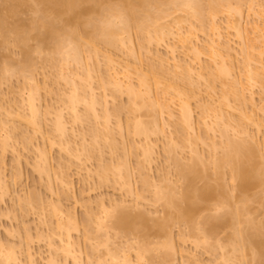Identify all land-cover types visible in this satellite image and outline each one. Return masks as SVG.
I'll return each mask as SVG.
<instances>
[{
  "label": "rangeland",
  "instance_id": "rangeland-1",
  "mask_svg": "<svg viewBox=\"0 0 264 264\" xmlns=\"http://www.w3.org/2000/svg\"><path fill=\"white\" fill-rule=\"evenodd\" d=\"M17 1L18 0H0V22L2 21L0 23V30H1L0 31V37H2V40H0V60H10V59H13V57H14L16 61H21V62L26 63V64H28L30 62L31 66H32V74H31V76H33L34 79L32 77H30V76H21V77L16 78L14 81H0V122H1V124H0V140H1L2 137L4 138V139L3 138L2 139L5 140V138L7 137L6 136V132H7V134H10V132L12 134V136L10 134L11 138L8 135L9 138L6 141H4L5 144H6V146L4 145L5 149L3 148L4 151L2 149H0V183H1L0 184V257H1V252L4 253L6 250L8 251L9 247H11V248H13V251H12V249L9 248V252L12 251L11 254L12 255L14 254L13 256H15V257L12 259L13 261H10V264H50L48 261H50L51 259L53 261V259H54L53 257H55V259L53 261L54 264H88V260H90L92 264H95L94 261H96L97 259H98L97 264H99V263L101 264V262H102L101 260H103V262L105 261L104 264H117V263L120 262L119 261L120 259L119 260L116 259L115 260L116 263H115V261H114V263H113V261L109 262V260H108V257H109L108 254L109 253H108V251L110 250L111 252L112 251L115 252L113 250V249H115V250H117L116 252H119V253H121L122 250H123V252H126L127 251L126 248L128 249V246H129V248H131L133 250L132 251L130 249V251H129V249H128V251H129L128 253L129 254L126 252L128 255H130L129 258L131 260H130L129 264H138V262L135 261L136 258L134 257L135 256V252L134 251L136 249L135 246L138 247L137 245H139V246L142 247L143 246L142 243H145V244H147V245L144 244L145 248H147L149 246L153 247V245H158V244H160V242H163L165 240V237H166V239H168V240H170V238H171V242H172V247L173 248H171V251L169 249V251H167V252H166L167 249L165 250V249L162 248L159 251L158 250L159 248H157L156 252H155V250L152 247H150L151 250H150L149 254L151 256L149 255L148 257L150 259H152V261L154 260V262H155L158 258H160L162 256H166V254H167V257H169V258H167L168 260L165 258V262H164L165 264H224V260L226 259V256L230 255V252H231V251L229 252V250H228L229 246L226 245V244H227V241L229 243L230 236L232 237V234H233L232 227L228 226V224H227V226H226V224H225V226L224 225L223 226L222 225H220V226L216 225L218 228L216 226H214L215 229L216 228L217 229L216 230L213 229L214 233L211 235L212 239L209 236H207L206 238H204V240L206 239L205 242L203 241V237L201 236V235L204 236L205 234H202L201 232H197V229L195 227V226L199 227L201 225L202 221L203 220L205 221V219H207V221H210V219L213 218V220L215 221L214 217L217 216V215H221V216L223 215L225 217H228V214H225L226 213L225 209H227L228 206L224 202H221L222 206L225 208V209L223 208L224 211H223V209L221 207H219V206H221L220 202L217 201V199H215V198L214 199L216 200L217 203L215 202V200H211L213 198H211L208 201L206 200L207 202H201V200L200 201L196 200L195 203L193 202L194 204L190 203L191 207L187 203H185V205H183L184 202H182V201L179 202V206H182L181 208H183L186 205H189L188 207H190L193 210V211H191V209H190V211H191L189 213L190 222L189 221L185 222V223H183L184 224L183 225L181 222H177V221L174 222L175 219H173V216L177 215V211H174V208H172V207L170 208L168 206H167L168 208H164L166 206H163L164 204L162 205V203H163L162 200L161 201L159 200V202H156L155 199L153 200V198L150 197V195H152L151 192H153V190H154V187H152V186L154 184L157 185L159 183L158 181H159V179H161L160 175H163L164 172H166V173L168 172L167 174L165 173L166 174L165 178L167 177L166 180L171 182L172 185L175 184L174 187H176V189L174 188V190H178V189L181 190V188L183 186V183L181 182L182 180L180 181V179L175 174H173L174 170L172 168V163L170 161V159L173 156L172 153H170L171 154L170 155V154H167V152L165 151V148H166L165 144L168 143V141H169V144H170V139H172V138L174 139V137L172 136V133H169V132H172V130H171L172 126H170V124H171V122H173V124H174V121H177V123H178L177 115L179 114V112H178V109H177L178 106L176 105V101H175L174 104L177 107L174 106V104L172 102L171 103L173 105L170 104L169 106H170V108L172 107L171 108L172 116L174 115L173 120L174 119H177V120L173 121L171 117H168V116L171 115L169 113V109L168 108H167V110H163L162 112H160L158 114L156 113V117H155L156 119L155 120H156L157 129H160V127H162V129H163V126H162L163 123L165 125L164 129L163 130L161 129L158 132V133H161V134H157L156 135V133L152 134V133L149 132L150 135L149 136L147 135L146 137L145 136H139V137L130 136V135H127L125 133L126 131H124V128L121 129V131H120L122 133L121 134L119 132V129L115 126V124H113L115 122H112V121H115V119L113 120L111 118L110 119L111 122L110 121H109L110 123L108 122V124H110V125L109 126L107 125L108 126L107 129H111V127L113 128V126H115L113 128V132H116L115 133L116 137H117V135H119L117 138L115 137V135L113 136L116 139V140L114 139L115 143L118 144L117 147L120 148V146H123V144L125 143V147L123 146L121 148H123V149L126 148L127 151L125 149L124 150L126 152H128L126 154L127 155V157H126L127 158V165H128L127 166L128 167L127 170L129 171L128 173L130 174V175L128 174L130 176V179L128 178L130 180V185L129 184L128 185H129V187L131 186L130 190H132L133 192L136 191L137 193H139V192H141V188H142L141 187V182H140L141 178H138V176H137V175H139L141 177L142 175L139 174L138 170L136 169L137 167H135L138 164V160H139V162H141V160L143 159V157H142L143 155L141 154V150H142L141 146H142L143 149H144V147H148L147 148L148 150L151 149V151H150L151 152L150 153V157L151 158H149L150 161H149V163L147 162L148 164H146V163L143 164V170L141 172V174L144 175V177L147 179V181H149L148 183L151 184V185H149L151 187L148 188V189L145 188L144 189L145 191L142 190L143 191L141 193L142 197L140 196V198L137 199L138 197L136 198L134 196L136 194V192L132 193V194H131V191H129L130 193L126 192L125 190L126 189L128 190V187L126 186L125 188H123L122 186H120V182L119 183L115 182V184H114L113 181H112V183H110L111 181L109 180L108 183L100 184L99 178H98V175H97V170H98V167H99V163H101L102 160L103 161L107 160V162H108V159L109 160L111 159V161H112L113 158L114 157L116 158L117 157L116 155H118V153L121 152V151H119V148H118V151H117L118 153H116V154L115 153H111V155L109 154V150H105L107 148L102 149L99 152L100 155L97 154L98 158L97 157L96 158L93 157V158H91V160H89L90 158L89 159H87V158L83 159V157H84L83 155H81L79 157V154L81 153V150H79L80 147H81L80 143L82 142L81 143L82 145L85 144L86 146H90V144H91L90 143V139L91 138H88L87 137L88 135L85 136L86 135L85 134L84 135L85 137L82 136L84 138H82V140L80 139V136H81L80 132L83 133L82 131H84V133H85L87 125L85 124V125L82 126V123H79V125H78V123L77 124L73 123L74 125L71 124L72 116H71V119H70L69 116L72 113L71 112H67L66 108H62L64 106H62V103H60V102H62L60 97H62V94H63L62 91L65 92V90L67 89V86L64 85L65 82L62 85L63 80H61V83H59L60 80H59L58 83L55 80L53 81V75H54V72H55L54 71L55 67H53L51 65V61H49L47 58L42 57L41 54L39 53V51H37L35 54H33L32 50L35 47L34 44L29 45L27 48L22 47L20 49L19 53L11 52V51H3L2 50V46L1 45H3L4 41H12V40H15L16 38H20V37H21L20 39H23V38H25L26 34H28V33H32L33 36L31 35V37H30L32 40H34L36 42H38L40 40L39 41L40 43L42 42V44H44L45 47H48V40L50 38H48L49 36H46V33H48V31L45 32V29L46 30H48V29L47 28H45V29L43 28L42 29L40 25H36L35 31L37 32V34H36L35 31L33 32V20H32V16H31V13H32V11L35 8L33 0H28V1L27 0H19V2L21 1L20 4ZM48 1H49V3H46ZM82 1H81V3H77V4L74 3V5H72V7H71L72 9L70 8V10H69L70 13H68L69 11H67L68 14L67 13L63 14L62 13L61 16L64 19V23L66 22L65 19H67V22H71V24L68 23V24H70L68 26H77V25L81 24L79 26L81 27V30L83 31L82 17L90 15L92 13L99 12V7H101V5L100 4L97 5L98 2L97 3H89L88 0L87 1L85 0L86 2L85 1L82 2ZM248 1H250V0H244V3L240 4V6L242 7V9H239V11L241 10L240 14H237L238 12L236 14H233L234 13L233 11H232L233 13L232 12L230 13L229 11L227 12L225 9L222 8L220 13L218 12V14H215L213 21L211 19V21H212L211 23L215 27L214 28L211 25V28H212L211 31L205 28L208 31L205 30L206 31L205 32L204 30H202L204 32H200L199 29L195 31V29L191 28V32H194V34L192 33L194 36L191 35V39H190V36H189L188 40L190 39V41H187V39L185 40V38L183 36H185L184 32H186L185 30H186L187 26L192 24L193 20L190 21V22H185L184 19H185L186 15H185V12L181 11V9H179V11L178 10L175 11L176 10L175 9L174 10L175 12L171 11L172 13L170 12V14H171L170 16H167V17L165 16L166 18L164 17V19H162L161 21H158L159 22L158 24L160 25V22H161V25L163 26V27L159 26L160 29H161V32H162L163 29L165 31V33H164V31L161 33L163 35H160L161 37H163L162 40L158 41L157 43H152L151 45H149V47H148L149 49L146 47L148 49L147 52H151V54H152V55H150V53L148 54V55L152 56L151 58H153L154 56L157 57L158 55H161L160 57L159 56L157 57L158 58V62L156 61V59H157L156 58L154 60V62L152 63L153 60L151 61L150 57L149 58L145 57L146 60L143 61V57L142 56H144L145 53L142 52V50L144 51L145 47L141 50V49H139V47L135 46V45H138L137 43L139 42L138 41L139 39L137 40L138 37H136L137 34H136L135 31L132 32V36L133 37L131 36V38L133 40H131L132 42L130 44H129V42L127 43V41L124 39V41H126V42L124 44H122V46H120L121 48L119 47L122 50H120L117 47L116 48L118 50L116 48H111V50L109 49L110 47L106 48L107 52L109 53L108 56L111 57V59H109L111 61L108 60L110 62V64H107L108 67L110 66L109 69L111 71L108 69L109 70L108 72H110V73L111 72H113V73L116 72V69L120 68V67L121 68L119 69V72L124 71L126 69V68H124V65H126V64H124L125 62L126 63L128 62V64H130L131 67L132 66L133 67L134 66H137V67L141 66L140 69L143 71V70L146 69L145 65H146V67L148 66L147 64H153L154 65L155 61H156V66H157V63L160 62L159 59L160 60L162 59L161 61H164V63H166L165 68L167 67V64L169 63L168 65H169L170 68H168V69H171V70H173L172 66H174L172 64H174V63L178 64L179 65L178 67H176V68L174 67L175 68L174 71H175V73H178V75L179 74L181 75L183 73L182 67L184 65H186V67L188 68V71H189L188 72L189 79H191V76H193L192 77L193 83H195V86L198 85L197 86L198 89H196L197 87L194 88V89H196V91L200 90V92L198 93V96H197V92H194L193 93L194 97L192 98V95H191L190 98H189L190 100L187 102L188 106H189V109H191L190 110L191 111V113H190V117H191L190 118V122L192 120V122H191L192 124H190V126L192 125L191 126L192 128L189 126L191 130L187 129L186 131L189 132V134H188L189 136L192 135V137L191 136L190 137L193 138L195 140L196 144H197V145H195V146L198 147V148L196 147V149L198 151V153H197L198 155H196L197 159H198L199 155H201V156L203 155V157H201V158H205V156H206L205 153H207L206 150L209 151V149H208L209 145H206V146H208V147H206L203 144L204 142L202 141L204 131H205V135H207V137L210 140L212 139L214 142L215 141L217 142L220 139V138H218L219 134H217V131H216L217 129L213 125V120L214 119L212 120L211 119L212 117H210L211 115H209L210 113H207V115H209V116L205 117L206 120H205V118H202V120L199 119L200 122L197 120L199 118V112H201V110L198 111V108H200L201 105L204 104L203 102H205V103L208 102L210 105H213L210 102L217 103L215 101L216 97H217V100H219V97H220V95L219 96L217 95V92L219 93L220 89L219 90L216 89L218 87L220 88L219 82H217V83L215 82L216 86H214V89H215V91L213 90L214 92L211 91L212 89L208 90L207 87H206V89L208 90V92H207L205 90V87L203 88V86L205 85L204 81L201 78H199V76L197 78V75H195L197 73L196 69L199 66H202L203 64L211 61L210 59L212 58L211 55H210V59H209V57L207 55L208 52L206 53V56L204 54L202 55V53L206 52V51H204V49H207L204 45L209 44L210 42L213 43L214 40H215L214 43H216L218 38H221V40H223V41H224V39L227 40V42L226 41L223 42V41H221L219 39V41L217 42L218 44H221L222 46L224 45L225 47H227V45H228V48H225V49L222 46H220V45H219L220 47L219 46L216 47L217 43L214 44L215 48H217V49H221L222 48L220 51H221V54L222 53L223 54L222 55L220 54L219 55L220 57L224 55L223 56V59H224V57H225L224 53L228 52L229 53L228 56H229V58H231L230 61H228V62L230 63L232 61L231 64L233 66L231 65V67H233V70H231V68H230V70L232 72L229 73V75H228L229 77L228 78L226 76V78L224 79V82L225 83H229V82L236 81L237 84H238V82H240V86H244V89L241 87L242 91L244 90L243 91L244 95H242V96L244 98L247 97L245 99L250 98L251 105L249 103L244 104L245 106L243 108H246L247 111L245 109H243V112L245 114H249V113L252 112V111L250 112V109H251L253 111H256V112L251 113L252 115L257 113V114H255V116H257L256 118H253V116L251 117V114L248 115V117L252 118L250 120H254V122H252V123H255L258 120L257 118L261 119L262 116H264V112H262L261 110H260L261 112H259V110L257 108L258 105L261 102L264 103V84H262V86H261V85H258V83L257 84L254 83V85H253V84H251V83H253V81L251 82L250 80L248 81V82H250L248 84V82L244 81L246 79H243L241 77L238 78L240 76V74H242L241 72H243V71L240 70L241 69L239 67L240 66V62H238V61H240V59H241L240 57L241 56L239 55L240 53H237V52H239L238 49L240 48V44H242V42L240 41L241 43L239 44V40H237V38H235V36L233 35V33H234L232 31L233 29H231L232 32L230 31V28H229V30L225 29L228 24L230 26V24L234 23L235 25H239L237 27L239 29H243L242 31H244V32L247 31L248 32V33L246 32L247 34L244 33L245 36L246 35H248V36L252 35L250 30H249L251 28V26L249 28L247 26L250 25L251 22H254V23L257 22L258 25H259L260 24L259 22H262V21H259V20L260 19L264 20V11H262V13H259V12L256 11L257 10L256 7H258V8H260L259 6L264 7V4H261V3H264V0H253V1L257 2V3L259 1H261V3L259 2L258 6L256 5V7H255L256 9L253 8L255 5L254 6L252 5L253 7L251 6V8H250L251 9V11H250L251 13L249 12V10H247L248 8H246V6H248V5H246L248 3ZM14 2H15V4H14ZM51 2H52V0H51ZM51 2H50V0H43V4H45V5L42 4L43 5L42 7L43 8L47 7L46 10L44 9L45 11H49L48 8L50 9V8H55V7L57 8L58 7L57 5H54L53 3L51 4ZM250 2H252V1H250ZM12 4H14L13 6H15V7H13ZM18 4H19V6H18ZM16 5L18 7H16ZM23 6H25V7H23ZM30 8H31V10H30ZM252 8L254 10H252ZM86 9H88V10H86ZM133 9H134V7H133ZM223 10H225V12H223ZM253 11L255 13L252 14ZM258 11H259V9H258ZM51 12H52V10H51ZM226 12L230 13V14H227ZM56 14L59 15L60 13H56ZM231 14H232V16L229 17V15H231ZM66 15L67 16L69 15V16L67 17ZM167 15H169V13ZM78 16H79V18H78ZM71 17H73V18L71 19ZM227 18L229 19V21H227L228 20ZM231 20L234 21V22L231 23ZM67 22L65 23L66 25H67ZM188 23H190V24H188ZM193 23H194L193 26H195L194 28H196V27L198 28L197 24H195L196 21H194ZM175 24H180V26L175 25ZM234 24H232V25H234ZM253 24H251V25H253ZM256 24H254V25H256ZM169 25H170V27H169ZM18 26L19 27L21 26V27L19 28ZM165 26H166V30H165ZM172 26L174 28L176 27L175 29H177V27H179L178 29H180L181 32L179 33L180 34L179 35L178 34L179 30L177 29L178 30V31H176L177 35H179V36L183 35L182 37L184 38V41L189 42V43H186V42L183 41L187 45H182V44L180 45L181 41L179 42V40H177L178 36H176L177 37L176 40L179 43V44L176 43V44H178L177 46H179V47L176 48V45H175V42H174L176 40H173V37L175 39V34L176 33H175V30H174V28ZM7 27H9V28H7ZM11 27H13V28H11ZM14 27H16V28H14ZM17 27H18V29H21V30H18ZM170 28L171 29L173 28V29L170 30ZM7 29H9V30H7ZM10 29H12L13 32ZM3 31H5V32H3ZM14 31L15 32L17 31V34L14 35V33H15ZM49 31H50V29H49ZM167 31H168V33H167ZM225 31H226V33H225ZM24 32L26 33L25 35H24ZM182 32L184 34H181ZM227 32H229V33H227ZM43 33H44V36H43ZM216 33H217L218 38L215 35ZM249 33H250V35H249ZM2 34H4V35H2ZM84 34L87 37L89 35V33H87V32H85ZM244 34H243V36H244ZM34 35H35V37H34ZM227 35H228V37H227ZM45 36L47 37V39H46ZM122 36H121L122 38L127 37V35H122ZM225 36L227 37V39H226ZM252 37H253V35H252ZM228 38H229V40H228ZM262 39H264V38H262ZM260 42H264V41H260ZM226 43H227V45H226ZM132 45H134V46H132ZM168 45H170L171 48ZM173 45H175L177 53H176L175 50L172 49ZM195 45H197L198 47L196 48ZM130 46H132V48L136 49V52L138 51L137 49H139L140 54H142V55L138 54V52H137V55H134V58H135V56L138 57V55H140L141 57L140 56L139 57H140V59L142 58V60L137 61V60L131 59L132 57L129 58V59L127 58L128 57L127 53L129 54V52L127 51L126 48L131 49ZM182 46L183 47L184 46H188V50L191 49V47L192 48L195 47L196 49H199L200 53L198 54L197 59L198 58H200V59L198 60V62H196L197 59H195V61L193 62V59H192V55H193L192 51H193V49H191L192 51L190 50L191 52L186 50V49L185 50L184 49L181 50ZM203 46L205 47L204 49H203ZM98 47H101L100 49H102V50H99V48H98V50H99L98 51L99 52L98 57L101 58V57H103V56H101L102 52H105L106 50H105V48H103V46H98ZM207 47H209V45ZM229 47H230V49L232 47L233 50L232 49H231L232 51L229 50ZM108 49H109V51H108ZM169 49L172 52L174 51L175 53L174 52L172 53L171 51H169ZM26 50H27V52H26ZM146 50H145V52H146ZM182 51H183V54L186 53L185 54L186 56L183 55V58H182V53H181ZM224 51H226V52H224ZM234 51H236L235 52L236 55L234 54ZM136 52L133 53V54H136ZM250 52H253V51L251 50ZM133 54H132V56H133ZM154 54H156V55H154ZM166 54H170L173 57L171 56V58H170V55H166ZM254 54H256V53L255 52L251 53V55H254ZM148 55L146 54L145 56L148 57ZM163 56H165L164 58H166L167 61L164 60V58H162ZM176 56H178V57H176ZM228 56H227V60H228ZM139 57H138V59H139ZM99 58H97V60L99 62V66L100 67L96 66V67H98L97 74H96V72L94 74L96 79H98V77H100V76H98V74H100V75H102L101 73L104 74V72L106 71V68H107V66H106V68L103 70V67L106 65L105 60L102 61V59H104V57L102 59H99ZM126 58L128 59V61L126 60ZM213 58H216V57H213ZM252 58L253 59L251 61H253V62L252 63L249 62V65L251 63L252 65H256V67H257L256 69L262 68L261 65L264 64V63H261L260 64L261 67H260L259 64H258L259 60H258V62H255V61H257L256 57H252ZM236 59H237L236 63L238 62L237 67H239L240 69L237 68L236 65H235L236 64L235 63ZM259 59H261V57H259ZM174 60H175V62H174ZM200 60H202V61H200ZM261 60H264V57H262ZM145 61H148L150 63L147 62L145 64ZM170 61H172V62H170ZM215 61H217V59ZM89 62H86L88 66L90 65ZM98 62L96 61L94 63H98ZM132 62H134V63L132 64ZM140 62H141V64H140ZM192 62H193V64H192ZM200 62H201V64L199 65ZM203 62H205V63H203ZM211 62H209V63H211ZM136 63H138L140 65L138 66V64H136ZM185 63H187V64H185ZM163 64H162V66H163ZM130 65H129V67H130ZM197 65H199V66L197 67ZM205 65H209V64L207 63ZM212 65H213V62H212ZM77 66H75V67L73 66V68H72V70L70 72H72L74 70L73 71L74 73L78 72L77 74H80V72L82 71V68H79ZM189 66H190V68H189ZM210 67H212V66L210 65ZM252 68H253V66H252ZM63 69H64V72L65 71L69 72L68 70H70V69H68V67H64ZM79 69H81V70H79ZM131 69H128V67H127V70L131 71ZM189 69H192L191 70L192 72ZM193 70H195V71L193 72ZM249 70H251V69L249 68ZM197 71H198V69H197ZM262 71H264V69H261V72ZM67 72H65L64 75L67 76ZM113 73H111V74H113ZM51 74H52V76H51ZM69 74H68V76H69ZM262 74H264V73H262ZM94 76L92 78L95 79ZM233 76H235V78ZM26 77H28L29 79L32 78V80L30 81L27 78L29 80L27 82ZM194 77L197 80L193 79ZM261 77H264V76H261ZM130 78L132 79V81H131L132 84L135 85V83H136V80H135L136 79V75L134 73L130 74ZM94 79H93V82L91 80V82H92L91 85L94 84V86L92 85L94 87L93 88L94 90L92 92H94V94L96 93V96H98L100 94L98 96L100 98H101L102 94L104 95V98L102 96V99H104V101H106L105 104L108 105V107L106 106L107 108L111 109V107L113 108L114 105H115V108L116 107L123 108V106L126 105L127 98H125L126 97L125 95H123V94L120 95L118 97V99L117 98H115V99L113 98L114 100L111 99L109 97L111 95H109V92L107 90H106L107 91L106 93H105V90H103L104 92L101 93L102 89L99 90V87L96 88V83L97 82L96 83H94V82L97 81V80L96 79L94 80ZM234 79H238L239 81L238 80H234ZM34 80L36 81L35 83L33 82ZM24 81H26V82H24ZM29 82H32V84L29 83ZM133 82H135V83H133ZM262 83H264V79H262ZM35 84L36 85L38 84L39 85L38 88L39 87L40 88H39V90L37 92L38 94L36 93L37 96H35L36 98H38L37 99L38 103L35 102L36 101V99H35V101H33L34 102L33 105L38 104V107L40 109V111H39V109L37 107V109L39 111L38 113L40 114L39 115L40 116L39 120L41 121L40 122V126L42 127V129L39 127L38 129L40 131L39 130L36 131L37 128H36V126H34L33 128L35 130L33 131L34 132L33 133L32 132V130H33L32 126H30L31 128L29 126H28L29 128L26 127L25 122L21 119V115L26 114V113H24V110L26 111V108H24V107H26L24 102L26 100L25 97L27 96L26 95L27 93L25 91H27V88L29 86H31V85L33 86ZM246 85H248V86L250 85L252 88L250 86H249L250 88L249 87L245 88ZM22 86H24L23 88H25V90L22 89ZM199 87H200V89H199ZM95 88L97 89V91H96ZM239 89H240V87H239ZM250 89H251L252 92L250 91ZM98 90L100 91V93H99ZM245 90H246V92H245ZM20 91H22L21 95H20ZM153 92H154V90H152V95H153ZM205 92H207V93H205ZM208 93H209V96H208ZM251 94H252V96H248V95H251ZM105 95H109V96L105 97ZM259 95L261 96V97H259L261 100L258 98ZM199 96H200L201 99L199 98ZM207 96L210 97V98H208L209 101L207 99ZM211 98H212V100H211ZM204 99H205V101H204ZM21 100L22 101L24 100V101L22 102ZM202 100H203V102H201ZM258 100H260L261 102L259 101V103H257ZM252 101H253V103H252ZM232 102H234V101H232ZM239 102H240V100H239ZM246 102H249V99ZM229 103H227V105L225 107H223V111L226 114H232L233 115L232 118H229V119H232V120H229L228 123L229 124L231 123L230 125H235L234 116H236L238 114V109H236V111H237V114H236L235 108L238 106V104H236V101H235L236 105L235 104H231V103L229 104ZM19 104H22L21 105L22 108H20V106L18 107ZM60 104H61L62 107L60 106ZM199 104H201V105H199ZM247 104H249V106ZM228 105H230V107H229L230 109L229 110H227ZM233 105H235L236 107H234ZM36 106H34V107H36ZM198 106H200V107H198ZM231 106H233V107H231ZM239 106H240V104H239ZM82 107H83V105L79 104L77 106V108H76V113L78 112V114H80L81 111L83 110ZM253 107H254V109H253ZM60 108H61V112H60ZM248 108H250V109L248 110ZM46 109L49 110V113H48V111ZM78 110H81V111H78ZM98 110L99 109L97 107L96 108V113L99 112ZM56 111H59V112H57L59 114L61 113L60 114L61 115L60 116L61 117L60 122H61V124L64 123L61 126L63 128L62 132L63 131L64 132L61 133V135H59L60 133L59 134L57 133L58 136H61L60 138L57 137L56 133L55 134L53 133L54 131H52V126H53L52 123L55 120L54 116L56 115V113L54 115V112H56ZM42 112H45L46 114L48 113V115L46 116L45 113H44V115H42ZM177 112H178V114H177ZM259 113H261V114H259ZM16 114H19L20 117H17L18 115H16ZM123 114L125 115V113L123 112L121 114V116H120L121 117V122H122V119L125 118ZM135 115H137V117H138L139 114L135 113ZM145 115L146 114H144V113L142 115H140V117H142L141 119L145 120V118L148 119L150 117V115L149 116L148 115L145 116ZM43 116H45L46 118L43 117ZM143 116H144V118H143ZM124 120L125 119H123V121ZM164 120H165V122H164ZM262 120H264V119H261V121ZM162 121H163V123L161 124ZM230 121H233V123L230 122ZM22 122L24 124H22ZM166 122L169 124V127L168 126L166 127V125H168V124H166ZM209 122H210V124H209ZM250 122L246 121L247 125H245V127L246 126L247 127L245 129H246L248 135H246V133H245V135L247 136V138L249 136L252 138V135H253L252 139H254V140H252L250 137L249 138L252 141H250L249 138H248V140L251 142V144L253 142V145H257L256 143L259 142L260 139L262 140V137H264V121H262V123L260 125L257 124L259 126V128H258V126L256 124L253 125ZM2 123L5 124L4 125L5 127L2 126L3 125ZM258 123H260V122H258ZM6 125H7V127H6ZM152 125H154V124H151L150 126H152ZM202 125H203V128L201 127ZM230 125H228V131L229 132L227 131L228 132L227 134L231 135V137H235V134L238 133V132H236V133L235 132H230L232 130L233 131L235 130ZM1 126H2V128H1ZM11 126L12 127L15 126V127L12 128ZM229 126L232 128V130H231V128L229 129ZM98 128H101V127L99 126ZM155 128H156V126H154V129ZM116 129H118V130H116ZM198 129H200V130H198ZM201 130L202 131L204 130V131L202 132ZM211 130H213V133H212ZM8 131H9V133H8ZM47 131H50L54 135H52L50 132L48 133ZM117 131H118V133H117ZM163 132L165 134H163ZM64 133L66 135L65 138L63 136ZM196 134H198V135L196 136ZM250 134H252V135H250ZM48 135H49L50 138L47 137ZM55 135H56L57 138H59V141L56 140L57 138L54 137ZM168 135H169L170 139H169ZM236 135H237L236 139H238L239 137H240L239 139H241L242 136H243V138L245 137V139H246V136H244L243 134L242 135L241 134L240 135L236 134ZM194 136H195V138H194ZM52 137H53V140H52ZM119 137L120 138L122 137V139L124 138V140L120 139ZM27 138H30V141L28 143H26V141H25ZM61 138L64 139V140H62ZM199 138H201V139L199 140ZM167 139H168V141H167ZM173 139H172V141H173ZM196 139L199 140V141H197ZM255 139H257L258 141L255 140ZM121 140L124 141V142H121ZM142 140H143V142H142ZM53 141H54V144H53ZM57 141L59 142L60 146H58L59 144H58ZM129 141H130V145L132 143H135V144H132V146H130L128 144ZM63 142L65 143L66 146H70V151H72L70 153L71 155L69 154V151H68L69 149H66L67 147L64 146ZM71 142H72V144H71ZM146 142H148L147 143L148 145L146 144ZM68 143H70V144H68ZM119 143H120V145H119ZM144 144H145V146H144ZM206 144H208V143H206ZM259 144H261V143L259 142ZM61 145L63 146V148H62ZM85 145H84V147H85ZM135 145H136V147L138 149L135 147ZM42 147H44V149H45L44 150L45 151V156L47 158V160L45 159V161H46L45 164L46 165L45 164L44 165H45V167L48 165V168L46 167L47 168V172L49 170L48 174H49V177L51 176L50 178L52 180H50V178H48L47 175L45 176V174H43V175L39 174L38 171L34 168L36 166V164H34V163L38 164V160H39L38 151L40 149L43 150ZM132 147H135V148H132ZM0 148H1V145H0ZM71 148H73L74 151H76V152H74V154H73V149L71 150ZM121 148H120V150H121ZM129 148H132V149H129ZM185 148H186L185 150H184V148L183 149L179 148L180 152L183 151L182 154L177 152V150H178L177 148H176L177 150L173 151V154L175 152L177 155H181V156H178L179 160L182 159V161L184 160L185 162H187L188 161L187 157H190L189 156L190 154L192 156V153H190V147H185ZM187 148L189 150H187ZM62 149H64V150H62ZM66 150L68 152H66ZM259 150L262 151V148L260 147ZM259 153H260V151H259ZM262 153H264V151H262ZM262 153H260V154H262ZM128 154H130L129 157H128ZM112 155H114V156H112ZM262 155H264V154H262ZM110 156H112V158ZM99 157L102 159L101 162L98 161L100 159ZM175 158H177V157H175ZM259 159H261V158H259ZM111 161H109V162L111 163ZM184 161L182 163H184ZM40 163L41 162H39V164ZM198 163L200 164V162H198ZM199 168H202V167H199ZM167 169H168V171H167ZM136 170H137L138 173L136 172ZM210 170H211V168L209 166L207 168V172L211 174ZM58 171H60L61 175L64 176L63 178L65 179V181L62 178V176H59L60 173ZM57 172H58V174H57ZM135 172H136V175H135ZM161 173H163V174H161ZM64 174H66V175H64ZM211 176H212V174H211ZM59 177H61L62 181H64L65 183L64 182L63 183L60 182L61 183L60 184L58 182V180L60 181L61 178L59 179ZM47 178L50 181H52L51 182V185H52L51 187L48 186L50 181ZM214 179L213 178H212V180L209 179L208 180V184H210L211 186L215 185V187H216L215 183H217V180H214ZM197 180H199V181H197ZM202 181H200V179H196L195 180V182H196L195 186L199 187L202 184ZM2 182H4L5 184H3ZM47 182H49V183H47ZM173 182H175V183H173ZM165 183H167V182H165ZM167 184H169V183H167ZM68 185H69V187H68ZM4 186H7V187H4ZM228 186L230 187L231 185H228ZM49 188H51V189H49ZM1 189L3 191H1ZM139 189H140V191H139ZM226 189L228 190L230 195L232 194L230 196L232 202L230 200L228 202H229V204H231V203H234V204L230 205V206H234V205L235 206H240L241 198H244V196L246 195L245 198H246V204H247V207H248V208L247 207L246 208H247L249 213L246 210L245 213L247 212V214H245V215L242 214L240 216V218H239V221L241 222L240 229L241 228L244 229L246 227L245 226V219H246V221H249V219L251 220L250 213L253 214V217H252V220H251L252 223L251 222L249 223L251 225V227H249V225H248V227H246L245 231L247 232L246 234H250V235H247V238L251 242L255 243V241H256V244L252 246L249 243L250 241H247V240L245 242H248V243H245V244L247 245L246 246V250H247V248L249 249L250 245L252 246V248H251L252 250H254L253 247L256 246V249H255L256 251L255 250H254L255 252L253 251L254 252V257H255L256 254H258V255H256V257L259 256V258H255L254 260H252L253 259V257H252L253 255H252V253H250L252 250L248 251V252L246 251L248 253L247 254L245 252L246 253L245 255H247L246 259H245L246 264H264V232H262V231H264V230H262L264 228H259L260 225L262 223H264V203H261V201H259V199H258L259 202L257 200L255 202L253 200H251V198L253 197L254 193L256 192V190L258 188L252 187V188H249V190H247L245 192H240L239 190L237 191V189H235V188H234V190H232V188L230 189L228 187ZM5 190L7 191L6 193H4ZM148 191H150V192H148ZM179 191H177V192H179ZM2 192H3V195H1ZM29 197L30 198L32 197L33 201L35 199L37 204H35L34 203L35 201H34L33 203L30 202L31 204L30 203L27 204L28 206L25 205L24 201L29 199ZM19 201L20 202L22 201L24 204L20 203ZM56 202H58L59 206L56 204ZM100 202H101V204L103 203L104 205H106L107 208L112 206L113 204L117 205V207L122 204L121 206L123 208L120 206L119 209H122L123 211H126V212L130 210L129 214L132 213V216L141 213L142 216H143V221H144V222L142 221L143 222L142 224L143 225L145 224L146 228L145 227H141V226L139 227V224L136 225L134 223L136 221H134L133 222L134 224H132V225L130 224L131 227L126 229V231L125 230H122V231L118 230L119 233H116L117 229L115 230V228H113L112 224H111L113 222H110V223L106 222V224L104 226V228L106 230L104 228H102V230L100 229V233L97 231V233H99L100 235L98 234L96 236H93V234L95 235L96 230H98V228L96 229V226H95L96 222L94 220L97 221V219H99V217H100L99 213H101L102 210H106V209H103V208H106L105 206H103V204H102V206H100L101 204H98ZM134 203H136V204L134 205ZM51 204L52 205H56V208L60 209V211L62 210V212H60V214L61 213L64 214V212L66 211L65 212L66 214H64L65 216L70 213L69 215H72L73 219L75 218L73 221H76V223H77V226H76L77 230L76 229L70 230L71 232L69 234V239L65 237V239L67 241L65 239L63 240V238H64L63 236H65V235L61 236L60 234H58V233H61V231L59 232L58 229L56 230V223H55V222H58V220H59V218L61 216H62L61 217L62 220H60L61 223L62 224L65 223L66 221L64 222V220H65L64 218H66V217L63 214L62 215L59 214L60 217L58 218L57 217L58 213L56 214V216H54L52 214L49 215L50 214L49 210H51V208H50ZM36 205H37V207H36ZM98 207L99 208L101 207V208L99 209ZM217 207H219V208H217ZM220 208H221V210H220ZM96 212H99V213L96 214ZM227 212H228V209H227ZM91 213H93L94 217H96L95 215H97V217H96V219L93 217L94 220L93 219L92 220L94 222H90L92 224V227H91L90 223L86 227L85 225H86L87 222L85 220L88 219L87 218L88 214L92 215ZM171 214H173L172 217H171ZM211 214H213V215L211 216ZM248 214H249V216H247ZM73 215H74V217H73ZM101 215H102V213H101ZM46 216H50V217H46ZM89 217H92V216H89ZM165 217L166 218L168 217L167 220H165ZM169 217H171V220H168V219H170ZM54 218L56 219V221H55ZM160 219L163 220V221L165 220V223L163 221H159ZM172 219L174 221H172ZM213 220L211 221V223L214 222ZM83 221H85V222H83ZM110 221H114V219L110 220ZM197 221H199V223L200 222L201 223L200 224H196ZM81 222H83V223H81ZM166 222H167V224H166ZM234 222L235 221L233 220V223ZM260 222H261V224H260ZM157 223H159L161 226L164 225L163 226L164 229L162 227H159V225H158L159 229H157V225H156ZM186 223H188V224H186ZM189 223H190V225H189ZM256 223L259 224V225H257L259 230H257L258 229L257 227H255V229H254V225H256ZM66 224H68V219H67V222L64 225H66ZM82 224H85V225L83 226ZM212 224H214V223H212ZM215 224H216V222H215ZM243 224H244V226H243ZM187 225H188V227H187ZM230 225L232 226L233 224L230 223ZM235 225L236 224H234L233 226H235ZM262 226H264V224H262ZM84 227H86V229H84ZM53 228H55V229H53ZM88 229H90V230L88 231ZM92 229H93V231H92ZM85 230H87V231H85ZM195 230H196V233H195ZM189 231H191V232H189ZM193 231H194V233H193ZM53 232H54V234H53ZM87 232H89L88 235H89L90 238L87 239V241H86V240H84L85 235H83V234L84 233L87 234ZM106 232L109 235V236L107 235V237H105L106 236V234H105ZM120 232L122 234H120ZM113 233L116 234L117 237L115 235H113ZM197 233H199L198 235L201 237L200 240H196L198 237L197 238L193 237L194 235L198 236V235H196ZM97 236L99 238H101V240L103 238H108L107 240H105V242L108 241L107 246L104 243V239H103L102 242L99 241V244H102V245L104 244L103 245L104 247L100 245V247L98 246L96 248V246H94V245L95 244L97 245L98 244L97 241L100 240V239H98ZM114 236L116 237L115 239H114ZM251 236H253L252 237L253 240H252ZM49 238L52 239L53 241L52 240L50 241ZM91 239H93V240H91ZM254 239H256V240H254ZM61 240L63 242H65V243L66 242L72 243V241H76L77 243L76 242L74 243L73 249H72V251L70 253L64 254L65 251L62 252L64 249L62 251L60 250V249H62L61 247L62 246L64 247V245H65V244L62 245L63 242H61ZM59 241L61 243H59ZM83 241H85V242H83ZM94 241H96V242H94ZM195 241H196V243H195ZM206 241L210 244V246L211 245L212 246L215 245L214 246L215 249L213 251L211 250L212 252L209 250L210 246H209V248L207 247L209 244ZM49 242H51V243H49ZM78 242L80 244H78ZM202 242H204L205 244L202 243ZM258 242H259V244H257ZM201 243H202V245L204 247L201 245ZM221 243L224 246L225 245L226 246L223 248L222 246H220ZM51 244H53V245H51ZM75 244H76V246H75ZM218 244H220V245L218 246ZM90 245H91V247H89ZM205 245H207V246H205ZM3 246H6V247H3ZM55 246L58 249L57 252H56V250H54V249H56ZM2 247L4 248L3 250L1 249ZM50 247H51V250H54L55 253H57L56 254L57 256L50 250ZM92 247L95 248L96 250L92 251L93 250ZM90 248H92V250ZM154 248H156V246ZM107 249H109V250H107ZM152 249H153V251H152ZM231 249H232V247H231ZM90 250H91V252H88ZM163 250H165L164 251L165 253L163 252L161 254V251H163ZM73 251H75V252H73ZM81 251H82V253H81ZM226 251H228L229 253L226 252ZM158 252H160V253H158ZM258 252H260V254ZM49 253H51L52 255H50ZM105 253H106V255H105ZM155 253H158L159 255L157 254L158 255L157 256V255H155ZM223 253H224V255H223ZM226 253H228V254H226ZM250 254L252 256H250ZM146 255H148V254H146ZM86 256H88V257L92 256V258L88 259V257H86ZM222 256H223V258H222ZM27 257L29 258V263H28ZM251 257H252V259H251ZM109 259H110V257H109ZM150 259L147 261L148 263H149ZM92 260H94V261H92ZM111 260H112V258H111ZM192 260H193V262L194 261L195 262L193 263ZM33 261H35V262H33ZM52 261H51V264H53Z\"/></svg>",
  "mask_w": 264,
  "mask_h": 264
},
{
  "label": "bare ground",
  "instance_id": "bare-ground-1",
  "mask_svg": "<svg viewBox=\"0 0 264 264\" xmlns=\"http://www.w3.org/2000/svg\"><path fill=\"white\" fill-rule=\"evenodd\" d=\"M28 1V0H27ZM82 1V0H81ZM83 1H85V0H83ZM82 1V2H83ZM87 1V0H86ZM85 1V2H86ZM134 1V2H133ZM250 1H252V2H250ZM250 1H248V3L246 4V5H248V6H246V8H248L247 10H249V12L251 11V6L253 5H255L253 8L254 9H256L257 8V12H259V13H262V11H264V7H262V6H259L260 8H258V7H256V5L258 6V3L260 2L261 3V1H259L258 3L257 2H255V1H253V0H250ZM16 2V1H15ZM15 2H14V4H15ZM17 2H19V0L17 1ZM21 2V1H20ZM20 2H19V4H20ZM50 2H51V0H50ZM23 3V2H22ZM46 3H49V1L48 2H46ZM54 4V5H57L58 7L56 8H48V10L51 12V10H52V13H54L55 15H57L56 13H60L59 15H57V16H61V14L63 13V14H66L67 13V11H69L70 10V8L72 7V5H74V3H76L75 2V0H52V2H51V4ZM81 3V2H80ZM196 3H197V8L196 9H194V10H192V9H181V11L182 12H185V15H186V17H185V19H184V21L185 22H190V21H192V24H190V23H188V24H190V25H188L187 26V28H186V32H182L181 34H184L185 36H183V35H181V36H179L180 34V32H181V30L180 29H178L179 27H177V29L179 30H177V29H175L173 26V28H174V30H175V39H174V37H173V40H176V36H178V38H177V40H179V42H180V45L182 44V45H187L186 43H189V42H187V41H190V39H191V35H193L194 34V32H191V28H193V29H195V31L196 30H198L199 29V31L200 32H204L206 29H208V30H212V28H211V25H212V21H213V19H214V16H215V14H218V12L220 13V11H221V9L223 8V9H225L227 12L229 11L230 13L232 12L233 14H236L237 12V14H240L241 12V10L239 11V9H242V7L240 6V4H243L244 3V0H196ZM250 3V4H249ZM256 3V4H255ZM14 4H12V6L14 5ZM19 4H18V6H19ZM77 4V3H76ZM99 3H97V5H98ZM261 4H264V3H261ZM43 5H45V4H43ZM42 5V6H43ZM260 5V4H259ZM17 5H16V7H18ZM95 6V5H94ZM127 7H130V8H132L133 9V7L134 8H136V7H140L141 5H140V3H139V0H130V3H128L127 5H126ZM13 7H15V6H13ZM23 7H25V6H23ZM45 7V6H44ZM75 7V6H74ZM241 7V8H240ZM244 7V6H243ZM256 7V8H255ZM262 7V8H261ZM46 8L47 7H45L44 9L46 10ZM60 8V9H59ZM252 8V10H254ZM27 9V8H26ZM54 9V10H53ZM72 9V8H71ZM99 9H100V7H99ZM258 9H259V11H258ZM262 9V10H261ZM11 10V9H10ZM14 10V9H13ZM30 10H31V8H30ZM86 10H88V9H86ZM175 10V9H174ZM174 10H172V12L174 11ZM179 11V9H176L175 11ZM184 10V11H183ZM225 10H223V12H225ZM261 10V11H260ZM174 11V12H175ZM12 12V11H11ZM65 12V13H64ZM89 12V11H88ZM93 12V11H92ZM171 12V13H172ZM226 12V13H227ZM68 13H70V11L68 12ZM67 13V14H68ZM230 13H227V14H230ZM251 13V12H250ZM253 13H255L254 11L252 12V14ZM168 14V13H167ZM164 15V16H161L157 21H155L152 25H149V26H146V27H133L126 35H127V37H125V38H122V37H119V39H118V43L116 44V45H113V46H107V45H102V44H99L98 42H96L95 40H93V39H91L90 37H87V36H85V39H84V42H83V60H82V62L77 66V67H79V68H82V71L80 72V74H77V73H74L73 71L72 72H70L71 70H72V68H68V69H70V70H68L69 72H67V71H65V72H67V76L66 75H64V67H67L66 65H64L63 63H60V62H53V61H51V65L53 66V67H55V72H54V75H53V81L55 80L57 83L59 82V80H60V82L59 83H61V80H63V82H62V85L64 84V82H65V86H67V89L65 90V92L64 91H62V97H60L61 98V100H62V102H60V103H62V106H64V107H62L61 106V104H60V106L62 107V108H66L67 110V112H71L72 114H70V119H71V116H72V120H71V124H77L78 123V125H79V123H82V126L83 125H87V128H86V131H85V133H84V131H82L83 133H81L80 132V139L82 140V138H84L85 136H87L88 138H91L90 139V146H86L85 144V147H84V145H82L81 143H80V145H81V147H80V149L79 150H81V153L79 154L78 152V154H79V157L81 156V155H83L82 157H83V159H85V158H87V159H89V160H91V158H93V157H97L98 158V155H100L99 154V152L102 150V149H105V148H107V149H105V150H109V154L111 155V153H118L117 151H118V148L119 147H117V143H115V141H114V135H115V133L116 132H113V128L116 126L118 129H119V132L121 131V129L122 128H124V131H126L125 133L127 134V135H130V136H137V137H139V136H149L150 134H149V132L150 133H152V134H154V133H156V135L157 134H161V133H158L161 129H162V127H160V129H157V125H156V113L158 114V113H160V112H162L163 110H167V108L169 109V113L171 114L170 116H168V117H171L172 118V120H173V117H174V115L172 116V111H171V108H170V104L171 105H173L174 103H175V101H176V105L178 106V112H179V114H178V112H177V118H178V123H177V121H174V120H177V119H174L173 121H174V124H173V122H171L170 120V122H171V124H170V126H172V128H171V130H172V132H169V133H172V136L174 137V139H173V141H172V139H170V137H169V135H168V137H169V139H170V144H169V141H168V139H167V141H168V143H166L165 144V151L167 152V154H170V153H172V158L170 159V161H171V163H172V168H173V174H175L179 179H180V181L183 183V186H182V188H181V190L180 189H178V190H174V188L176 189V187H174V185H172L171 184V182H169L168 180H166V178H165V175L168 173H166V172H164V174L163 173H161V174H163V175H160L161 176V179H159V183L157 184V185H153L152 187H154V190H153V192H151L152 193V195H150V197H152L153 198V200L155 199V201L156 202H159V200L161 201L162 200V205L163 206H166V207H164V208H168V207H172V208H174V211H177V215L176 216H173V214H171V217L173 216V219H175V221L172 219V221H174V222H181L182 224L183 223H185V222H190V216H189V213L191 212V211H193L190 207H191V205H190V203H192V204H194L195 203V201L196 200H198V201H200L201 200V202H207L208 200H210L211 198H213V199H211V200H215V199H217V201H219L220 202V205L221 206H219V207H221L222 209L224 208L223 206H222V204H221V202H224L227 206H228V212L227 213H225V214H228V217H225V216H221V215H217V216H215L214 217V219H215V221L213 220V218L212 219H210V221H207V219H205V221L203 220L202 221V223H201V225L198 227V226H195L196 227V229H197V232H201L202 234H205L204 236L203 235H201L202 237H203V241L205 242V240H204V238H206L207 236H209L210 238L212 237L211 235L214 233V230H216L218 227L216 226V225H218V226H220V225H224L225 226V224H226V226H227V224H228V226H230V227H232V229H233V234H232V237L230 236V240H229V242H230V244H231V247H232V249H231V252H230V255H232L233 253H235L236 255H237V257H238V259L241 261V264H246V261H245V259H246V256L247 255H245L248 251H251L252 249V246L253 245H255L256 244V241H255V243L254 242H251L248 238H247V235H250V234H246L247 232L245 231V229H246V227H248V225H249V227H251V225L249 224L250 222L252 223V221H250V219H249V221H246V219H245V228L243 229V228H241L240 229V227H241V222L239 221V218H240V216L243 214V215H245V214H247V212H248V210H247V204H246V198H245V196H244V198H241V200H240V206H230V205H233L234 203H231V204H229V200L231 201V195H230V193L228 192V190L226 189L227 187L228 188H232V190H234V188L235 189H237V191L239 190L240 192H245V191H247V190H249V188H252V187H256V188H259V186H260V181L257 179V177H256V169L259 167V165H260V163H261V161H260V159L259 158H261V159H264V155H262V154H264V153H262V151H264V137H262V140L260 139V143L261 144H259V142H255L257 145H253V142H252V144H251V142L250 141H252V140H254V139H252L253 138V135L252 134H250V135H252V140L250 139V141L248 140V138H247V136L246 135H248V133H247V131H246V127H245V125H247L246 124V121H251L250 123H252V122H254V120H250V119H252L251 117L253 116V118H256L257 116H255V114H257V113H255L254 115H252L251 113H253V112H256V111H253V110H251L250 108H248V110L250 109V112L251 113H249V114H251V117H248V115L249 114H245L244 112H243V109H245L246 110V108H243L245 105L244 104H246V103H249L250 105H251V101H250V98H248L249 99V102H246L248 99H245V98H247V97H243L242 95H244L243 93V91H242V88L244 89V86H240V82H238L239 80L238 79H234V80H238L237 82H238V84L236 83V81H234V82H229V83H225L224 82V79L226 78V76H227V78L229 77L228 75H229V73H231L232 71L231 70H233V67H231V62L229 63L228 61H230V59L231 58H229V56H228V52H226V51H224V52H226V53H224L225 54V57H224V59H223V56H219L220 54H221V49H217V48H215V45L214 44H216L218 41H219V39L221 40V38H218V36H217V33L215 34L216 36H217V38H218V40H217V42L216 43H214L215 42V40L213 41V43H209V44H206L207 46L209 45V47H207L206 45H204L207 49H204L205 47L203 46V49H204V51H206V52H204V53H202V55L204 54L205 56H206V53H207V55H208V57H209V59H210V55H211V57L213 58V57H216V58H211L210 60L213 62V65H212V62L211 61H209V62H211V63H209V62H207L209 65H205V64H207V63H205V62H203V63H205V64H203L202 66H199L200 64H201V62L199 63V65H197V69H198V71H197V69H196V74L195 75H197V78H198V76H199V78H201L203 81H204V83H205V85L203 86V88L205 87V90L208 92V90L210 89H212L211 91H215V89H214V86H216V84H215V82L217 83V82H219V86H220V88L218 87V88H216V89H220V91H219V93L217 92V95L219 96L220 95V97H219V100H217V97H216V102L217 103H212V102H210L211 104H213V105H210L208 102V104L207 103H205V102H203V100L201 101V102H203L204 104H199V105H201V107L200 106H198V107H200V108H198V111H200L201 110V112H199V118L197 119L199 122H200V120H202V118H205V117H207V116H209V115H211L210 117H212L211 119L213 120V125L215 126V128L217 129H215L216 131H217V134H219V137L218 138H220L219 139V141H213L212 139V141L207 137V135H205V131H204V134H203V138H202V141L204 142H202L205 146L206 145H209V151L208 150H206L207 151V153H205V158H201V157H203V155L201 156V155H199V157H198V159L196 158L197 156L196 155H198L197 153H198V151H197V149H196V147L197 146H195V145H197L196 144V142H195V140L193 139V138H191L192 137V135H188L189 134V132H187L186 130L187 129H189V130H191L190 129V127L192 126H190V124H192L191 122H192V120H191V122H190V113H191V109H189V106H188V101L190 100L189 98H190V96L192 95V98L194 97V92H197V96H198V93L200 92V90H197L196 91V89H198V85L197 86H195V83H193V80H192V77L193 76H191V79H189V77H188V68L186 67V65H184L183 67H182V70H183V73L180 75H178V73H175V68L176 67H178L179 65L178 64H172V65H174V66H172L173 67V70H171V69H168V68H170L169 67V63L167 64V67L165 68V65H166V63H164V61H161L160 59H159V63H157V66H156V61L158 62V56L160 57L161 55H158L157 57H153V58H151L152 56H150V55H152L151 54V52H147L148 51V47H149V45H151L152 43H157L158 41H161L162 40V38L163 37H161L160 35H163V34H161L163 31H164V29L162 30V32H161V29H160V27L159 26H162L161 25V22H160V25L158 24L159 22L158 21H161L162 19H164V17L166 16H170L171 14H170V12H169V15ZM65 16V15H64ZM67 16V15H66ZM69 16V15H68ZM67 16V17H68ZM213 16V17H212ZM230 16H232V14L231 15H229V17ZM66 17V18H67ZM74 17V16H73ZM73 17H71V19L73 18ZM163 17V18H162ZM165 17V18H166ZM78 18H79V16H78ZM77 18V19H78ZM69 19V18H68ZM211 19H212V21H211ZM228 19V18H227ZM226 19V20H227ZM3 20V19H2ZM66 20V22H67V19H65ZM210 20V21H209ZM259 20V19H258ZM194 21H196V23L195 24H197V26H198V28L196 29V28H194L195 26H193L194 25ZM227 21H229V19L227 20ZM259 21H262V22H259L260 24L258 25V23L257 22H251L250 23V25H248L247 27L249 28L250 26H251V28L249 29L250 30V32H251V34L253 35V37H252V35H250V33H249V35L250 36H248V35H246L245 36V34L244 33H246V32H244V31H242L243 29H239L237 26H239V25H235L234 23H232V22H234V21H232L231 20V23L232 24H234V25H232V24H230V26H229V24L227 25V27L225 28L226 30H229V28H230V31H231V29H233L232 31L234 32L233 33V35L235 36V38H237V40H239V44L242 42V44H240V48L238 49L239 50V52H237V53H240L239 55L241 56L240 58V61H238V62H240V68L239 67H237V64H238V62L236 63V61H237V59L235 60V65H236V67L237 68H239L241 71H243V72H241L242 74H240V76L238 77V78H243V79H246V80H244V81H246V82H248L249 80L252 82L253 81V83H251V84H253L254 85V83H258V85H261L262 86V84H264V83H262V79H264V77H261V76H264V74H262V73H264V71H262L261 72V69H264V64H262L261 66H262V68H258V69H256L257 67H256V65H252L251 63L253 62V61H251L253 58L252 57H256V60L257 61H255V62H258V60H259V62H258V64H259V66H260V64L261 63H264V60H261L262 59V57H264V42H260V41H264V39H262V38H264V20H259ZM2 22V21H1ZM0 22V23H1ZM65 22V23H66ZM198 22V23H197ZM210 22V23H209ZM64 23V24H65ZM68 23H70L71 24V22H67V25H70V24H68ZM176 23V22H175ZM228 23V22H227ZM256 24V25H254V24ZM181 24V23H180ZM180 24H175V25H178V26H180ZM251 24H253V25H251ZM66 25V24H65ZM79 25H81V24H79ZM24 26V25H23ZM4 27V26H3ZM2 27V28H3ZM19 27V26H18ZM18 27H17V29H18ZM21 27V26H20ZM19 27V28H20ZM39 27V26H38ZM163 27V26H162ZM169 27H170V25H169ZM212 27H214L213 25H212ZM7 28H9V27H7ZM11 28H13V27H11ZM14 28H16V27H14ZM28 28V27H27ZM172 28V29H173ZM206 28V29H205ZM215 28V27H214ZM45 29V28H44ZM48 30H46L45 29V32H47L48 31V33H46V36H49L48 38H50V31H49V29L50 28H47ZM171 28H170V30H172ZM182 29V28H181ZM188 29V30H187ZM7 30H9V29H7ZM11 31H12V29H10ZM18 30H21V29H18ZM37 30V29H36ZM165 30H166V26H165ZM169 30V31H170ZM202 30H204V31H202ZM208 30H206V31H208ZM1 31V30H0ZM26 31V30H25ZM29 31V30H28ZM136 32V34H137V36L136 37H138L137 38V40L139 41L137 44L138 45H135V46H137V47H139V49H143L144 47H145V50H146V52H145V50L143 51L142 50V52H144L145 53V55L147 54H149L150 53V55H148V57L147 56H142L143 57V61L144 60H146L145 59V57L146 58H151V61H152V63L154 62V60L156 59V61H155V66L153 65V64H147L148 66L146 67V65H145V70H141L140 68H141V66L140 67H137V66H132L131 67V65L130 64H128V62L126 63H124V64H126V65H124V68H126L124 71H121V72H119V69L121 68H117L116 69V72H111V73H113V74H111L110 72H108L110 69H109V67H108V65L107 64H110V62L109 61H111V60H109V59H111V57H109L108 55H109V53L107 52V49L106 48H109L110 50H111V48H119L120 46H122V44H124L126 41H127V43L129 42V44L132 42L131 40H133L132 38H131V36H132V32ZM176 31H178V34L179 35H177V32ZM184 31V30H183ZM188 31V32H187ZM205 31V32H206ZM231 31V32H232ZM3 32H5V31H3ZM2 32V33H3ZM8 32V31H7ZM13 32V31H12ZM15 32V31H14ZM36 32V31H35ZM44 32V33H45ZM171 32V31H170ZM217 32V31H216ZM219 32V31H218ZM230 32V33H231ZM22 33V32H21ZM44 33H43V36H44ZM164 33H165V31H164ZM167 33H168V31H167ZM187 33V34H186ZM191 33V34H190ZM193 33V34H192ZM225 33H226V31H225ZM227 33H229V32H227ZM248 33V32H247ZM246 33V34H247ZM10 34V33H9ZM15 34H17V31L14 33V35ZM26 33L24 32V35H25ZM36 34H37V32H36ZM170 34V33H169ZM189 34V35H188ZM243 34H244V36H243ZM2 35H4V34H2ZM173 35V34H172ZM188 35V36H187ZM214 35V36H215ZM231 35V34H230ZM229 35V36H230ZM13 36V35H12ZM33 36V35H32ZM45 36V37H46ZM185 38V40L187 39V41H184V38ZM189 36H190V39L188 40V38H189ZM194 36V35H193ZM213 36V37H214ZM18 37V36H17ZM34 37H35V35H34ZM133 37V36H132ZM187 37V38H186ZM220 37V36H219ZM226 37V36H225ZM227 37H228V35H227ZM227 37H226V39H227ZM251 37V38H250ZM21 38V37H20ZM42 38V37H41ZM193 38V37H192ZM215 38V37H214ZM216 38V39H217ZM224 38V37H223ZM36 39V38H35ZM46 39H47V37H46ZM124 39L126 40V41H124ZM261 39V40H260ZM177 40L176 41H174L175 42V45H176V48L177 47H179V46H177L179 43L177 42ZM228 40H229V38H228ZM260 40V41H259ZM40 41V40H39ZM38 41V42H39ZM186 42V43H184V42ZM211 41V40H210ZM221 41H223V40H221ZM224 41H226L227 42V40H225L224 39ZM223 41V42H224ZM241 41V42H240ZM229 42V41H228ZM40 43V42H39ZM42 43V42H41ZM45 43V42H44ZM173 43V42H172ZM171 43V44H172ZM176 43H178V44H176ZM222 43V42H221ZM238 43V42H237ZM133 44V43H132ZM196 44V43H195ZM218 44V43H217ZM216 44V47L217 46H222L221 44H218L217 45ZM223 44V43H222ZM175 45H173L172 46V49L173 50H175L176 51V48H175ZM211 45V46H210ZM226 45H227V43H226ZM230 45V44H229ZM2 46V45H1ZM45 46V45H44ZM98 46H103V48H105V52H102V54H101V56H103L104 57V59H102L103 57H101V58H99L98 57V54H99V50H102V49H100L101 47H98ZM126 46V45H125ZM132 46H134V45H132ZM132 46H130L131 47V49H129V48H126L127 49V51L129 52V54L127 53V55H128V59L129 58H131V59H133V60H137V61H140V60H142V58L140 59V55H142V54H140V51H139V49H137L138 51V54H140V55H138V57H139V59H138V57L137 56H135V58H134V55H137V52H136V49H134V48H132ZM170 48H171V46L170 45H168ZM190 46V45H189ZM193 46V45H192ZM214 46V47H213ZM219 46V47H220ZM127 47V46H126ZM136 47V48H137ZM147 47V48H146ZM195 47L197 48L198 46L197 45H195ZM195 47H191V49H193V51L191 50V49H189L188 50V46H182V49L181 50H188V51H192V59H193V62L195 61V59H197V56H198V54L200 53V50L199 49H196ZM224 49L225 48H228V45H227V47H225L224 45L222 46ZM239 47V46H238ZM22 48V47H21ZM98 48H99V50H98ZM116 48V49H117ZM121 48V47H120ZM119 48V49H120ZM195 48V49H194ZM109 49H108V51H109ZM125 49V50H126ZM231 49L233 50V48L231 47ZM230 49V47H229V50H231ZM23 50V49H22ZM118 50V49H117ZM120 50H122V49H120ZM136 52V54H133V53H135L134 51ZM219 50V51H218ZM231 50V51H232ZM236 50V49H235ZM253 51V52H255L256 54H254V55H251V53H253V52H250V51ZM255 50V51H254ZM169 51H171L170 49H169ZM168 51V52H169ZM190 51V52H191ZM203 51V50H202ZM201 51V52H202ZM26 52H27V50H26ZM100 52V53H101ZM172 52V51H171ZM174 52V51H173ZM172 52V53H173ZM186 52V51H185ZM236 51H234V54L236 55V53H235ZM24 53V52H23ZM22 53V54H23ZM108 53V54H107ZM167 53V52H166ZM170 53V52H169ZM175 53V52H174ZM176 53H177V51H176ZM182 53V58H183V55H185L186 53H184L183 54V51L181 52ZM132 54H133V56H132ZM223 54V53H222ZM221 54V55H222ZM233 54V53H232ZM130 55V56H129ZM154 55H156V54H154ZM166 55H170V54H166ZM188 55V54H187ZM191 55V54H190ZM231 55V54H230ZM257 55V56H256ZM100 56V55H99ZM171 56L172 55H170V58H171ZM186 56V55H185ZM227 56H228V60H227ZM137 57V58H136ZM165 56H163L162 58H164ZM173 57V56H172ZM176 57H178V56H176ZM218 57V58H217ZM259 57H261V59H259ZM97 58H99V59H102V61H104L105 60V63H106V65L103 67V70L106 68V66H107V68H106V71L104 72V74L103 73H101L102 75H100V74H98V76H100V77H98V79H96V77L94 76V74H95V72H96V74H97V69H98V67H100L99 66V62H98V60H97ZM126 58V60L128 61V59ZM26 59V58H25ZM200 58H198L197 59V61L196 62H198V60H199ZM208 59V58H207ZM217 59V61H215ZM255 59V58H254ZM109 60V61H108ZM164 60H166L167 61V59L166 58H164ZM177 60V59H176ZM183 60V59H182ZM214 60V61H213ZM90 61V62H89ZM98 62V63H94V62ZM100 61V60H99ZM149 61V60H148ZM148 61H145V64L148 62ZM165 61V62H166ZM169 61V60H168ZM179 61V60H178ZM185 61V60H184ZM200 61H202V60H200ZM86 62H89L90 63V65L88 66L87 65V63ZM170 62H172V61H170ZM174 62H175V60H174ZM193 62H192V64H193ZM249 62H251L250 63V65H249ZM88 63V64H89ZM104 63V64H105ZM134 62H132V64H133ZM144 63V62H143ZM148 63H150V62H148ZM164 63V64H163ZM188 63V62H187ZM187 63H185V64H187ZM229 63V64H228ZM234 63V62H233ZM28 64H30V62L28 63ZM96 64V65H95ZM98 64V65H97ZM103 64V65H104ZM136 64H138V63H136ZM140 64H141V62H140ZM140 64H138V66L140 65ZM162 64H163V66H162ZM171 64V63H170ZM129 65H130V67H129ZM144 65V64H143ZM210 65L213 67H210ZM253 66V68H252V66ZM96 66H98V67H96ZM188 66V65H187ZM233 66V65H232ZM249 66V67H248ZM258 66V67H259ZM260 66V67H261ZM75 67V66H74ZM119 67V66H118ZM127 67H128V69H131V71L130 70H127ZM171 67V68H172ZM175 67V68H174ZM193 67V66H192ZM123 68V67H122ZM143 68V67H142ZM189 68H190V66H189ZM230 68H231V70H230ZM249 68L251 69V70H249ZM76 69V68H75ZM109 69V70H108ZM79 70H81V69H79ZM118 70V71H117ZM123 70V69H122ZM190 71L192 70V69H189ZM239 70V71H240ZM111 71V70H110ZM195 70H193V72H194ZM101 72V71H100ZM192 72V71H191ZM190 72V73H191ZM245 72V73H244ZM70 73V74H69ZM135 74L136 75V83L135 82H133V83H135V85L134 84H132V79L130 78V74ZM244 73V74H243ZM32 74V73H31ZM68 74H69V76H68ZM192 74V73H191ZM30 77H32L33 78V76H31V75H29ZM51 76H52V74H51ZM95 77V79L97 80V81H95L94 83H96V88L97 87H99V90H101L102 89V92L101 93H103L104 91L103 90H105V93L108 91L109 92V95H111V96H109V95H105V97H107V96H109L111 99H115V98H117L118 99V97L120 96V95H125L126 97L125 98H127V102H126V105H124L123 106V108H118V107H116L115 108V105H114V107L112 108L111 107V109H109V108H107L108 107V105H106L105 103H106V101H104V99H102V96H103V98H104V95L102 94L101 95V98L100 97H98V96H96V93L94 94V92H92L94 89V84H92L91 85V83L93 82V79L94 78H92V77ZM234 78H235V76H233ZM245 77V78H244ZM28 77H26V80H27V82L30 80H32V78H28ZM34 79V78H33ZM94 79V80H95ZM130 79V80H129ZM193 79H196L195 77L193 78ZM91 80H92V82H91ZM192 80V81H191ZM197 80V79H196ZM201 80V81H202ZM200 81V80H199ZM229 81V80H228ZM241 81V80H240ZM24 82H26V81H24ZM34 83L36 82L35 80L33 81ZM29 83H31L32 84V82H29ZM250 82H248V84H249ZM197 84V83H196ZM199 84V83H198ZM215 84V85H214ZM250 84V85H251ZM26 85V84H25ZM24 85V86H25ZM249 85V86H250ZM252 85V86H253ZM24 86H22V89H24L25 90V88H23ZM38 84L36 85H31V86H29L28 88H27V91H25L27 94V96L25 97V106L26 107H24V108H26V111L24 110V113H26V114H23V115H21V119L25 122V125H26V127H30V126H32V132L35 130L33 127L34 126H36V131L37 130H39L38 128L40 127L41 129H42V127L40 126V114L38 113L39 111H40V109H39V107H38V104H35V105H33L34 104V102L33 101H35V99H36V101L35 102H37L38 103V101H37V99L38 98H36L35 96H37V92H38V90H39V88H38ZM200 86V85H199ZM248 85H246V87L245 88H247V87H249ZM64 87V86H63ZM197 87V88H196ZM202 87V86H201ZM206 87H207V89H206ZM239 87H240V89H239ZM242 87V88H241ZM251 87V86H250ZM249 87V88H250ZM95 88V89H96ZM194 88H196V89H194ZM252 88V87H251ZM199 89H200V87H199ZM21 90V89H20ZM98 90V91H99ZM107 90V91H106ZM152 90H154V92H153V95H152ZM204 90V89H203ZM67 91V92H66ZM96 91H97V89H96ZM213 91V92H214ZM242 91V92H241ZM249 91V90H248ZM250 91H251V89H250ZM21 92L22 91H20V95H21ZM207 92H205V93H207ZM241 92V93H240ZM245 92H246V90H245ZM252 92V91H251ZM37 93V94H36ZM61 93V92H60ZM99 93H100V91H99ZM64 95V96H63ZM61 96V95H60ZM208 96H209V93H208ZM207 96V99L208 98H210V97H208ZM248 96H252V94L251 95H248ZM22 97V96H21ZM35 97V98H34ZM108 97V98H109ZM259 97H261L260 95L258 96V98ZM191 98V99H192ZM199 98H200V96H199ZM257 98V99H258ZM21 99V98H20ZM113 99V100H114ZM198 99V98H197ZM201 99V98H200ZM256 99V100H257ZM260 99V98H259ZM23 100V101H24ZM211 100H212V98H211ZM239 100H240V102H239ZM246 100V101H245ZM253 100V99H252ZM261 100V99H260ZM260 100H258V102L257 103H259V101ZM22 101V100H21ZM22 101V102H23ZM174 101V102H173ZM204 101H205V99H204ZM207 101V100H206ZM208 101H209V99H208ZM232 101H234V102H232ZM235 101H236V104H238V106L236 107L235 105ZM173 104H172V103ZM200 102V101H199ZM231 103V104H235V105H233L234 107H236L235 108V112H236V114H237V111H236V109H238V114L236 115V116H234V121H235V125H230L228 122H229V120H232V119H229V118H232V114H226L224 111H223V107H225L226 105H227V103ZM261 102V101H260ZM19 103V102H18ZM229 103V104H230ZM252 103H253V101H252ZM23 104V103H22ZM22 104H19L18 105V107L20 106V108H22ZM79 104H81V105H83V107H82V111L81 110H78V111H81V113L80 114H78V112L76 113V108H77V106L79 105ZM239 104H240V106H239ZM242 104V105H241ZM249 104H247L248 106H249ZM261 104V105H260ZM259 105H258V110H259V112H264V103H260ZM37 105V106H36ZM175 104H174V106H176ZM254 105V104H253ZM34 106H36V107H34ZM107 106V107H106ZM173 106V107H174ZM176 106V107H177ZM233 106H231V107H233ZM242 106V107H241ZM256 106V105H255ZM37 107H38V109H39V111H38V109H37ZM98 107V113H96V108ZM230 105H228V107H227V110H229L230 108ZM251 107V106H250ZM226 109V108H225ZM253 109H254V107H253ZM256 109V108H255ZM47 111H48V113H49V110L48 109H46ZM59 110V109H58ZM257 110V111H258ZM261 110V111H260ZM22 111V110H21ZM171 111V112H170ZM177 111V110H176ZM247 111V110H246ZM245 111V112H246ZM57 112H59V111H56V112H54V115H55V113H56V115L54 116L55 117V120L53 121V123H52V131H54L53 133L55 134L56 133V135H57V133L59 134V135H61V133H63L62 132V124H64V123H62L61 124V122H60V119H61V113L59 114V113H57ZM60 112H61V108H60ZM125 113V115H124V117L125 118H123V119H125L124 121H123V119H122V122H121V114L122 113ZM174 112V111H173ZM41 113V112H40ZM44 113L45 112H42V115H44ZM48 113L46 114V116L48 115ZM135 113L136 114H139L138 115V117H137V115H135ZM144 113V114H146L145 116H149L150 115V117L147 119V118H145V120H143V119H141L142 117H140V115H142V114ZM149 113V114H148ZM202 113V114H201ZM207 113H210L209 115H207ZM229 113V112H228ZM162 114V113H161ZM259 114H261V113H259ZM16 115H18L17 117H20L19 116V114H16ZM50 115V114H49ZM201 115V116H200ZM192 116V115H191ZM255 116V117H254ZM259 116V115H258ZM262 116V115H261ZM43 117H45V116H43ZM42 117V118H43ZM201 117V118H200ZM260 117V116H259ZM46 118V117H45ZM115 119V121H112V122H115V123H113V124H115V126H113V128L111 127V129H107V127L110 125V124H108V122L110 121V119ZM143 118H144V116H143ZM54 119V118H53ZM151 119V120H150ZM200 119V120H199ZM258 119V120H257ZM256 120V122L255 123H252L253 125H260L261 123H262V121H264V120H262L261 121V119H264V116H262V118L260 119V118H257ZM260 119V120H259ZM168 120V119H167ZM205 120H206V118H205ZM245 120V121H244ZM52 122V121H51ZM111 122V121H110ZM109 122V123H110ZM164 122H165V120H164ZM168 122V121H167ZM166 122V124H168ZM230 122H232L233 123V121H230ZM258 122H260V123H258ZM123 123V124H122ZM163 123V121L161 122V124ZM198 123V122H197ZM228 123V124H227ZM0 124H1V122H0ZM3 124V123H2ZM22 124H24L23 122H22ZM73 124V125H74ZM151 124H154V125H152V126H150ZM173 124V125H172ZM209 124H210V122H209ZM5 124H3L2 126H4ZM24 125V126H25ZM42 125V124H41ZM101 127V128H98L99 126ZM108 125V126H107ZM228 125H230V126H232V128L233 129H235L234 131L232 130V128L229 126V129L231 128V130L232 131H230V132H238V133H236V134H238V135H244V136H246V139H245V137L243 138V136H242V138L241 139H236L237 137V135L235 134V137H231V135H228L227 133L229 132L228 131ZM237 125V126H236ZM257 125V126H258ZM2 126H1V128H2ZM154 126H156V128L154 129ZM159 126V125H158ZM163 129H164V123H163ZM169 127V124L168 125H166V127ZM190 126V127H189ZM235 128H234V127ZM256 126V127H257ZM5 127V126H4ZM6 127H7V125H6ZM12 127V126H11ZM15 127V126H14ZM14 127H12V128H14ZM28 127V128H29ZM51 127V126H50ZM151 127V128H150ZM202 128H203V125L201 126ZM205 127V126H204ZM211 127V126H210ZM18 128V127H17ZM31 128V127H30ZM192 128V127H191ZM258 128H259V126H258ZM257 128V129H258ZM118 129H116V130H118ZM162 129V130H163ZM208 129V128H207ZM31 130V129H30ZM65 130V129H64ZM188 130V131H189ZM198 130H200V129H198ZM40 131V130H39ZM123 131V130H122ZM202 131V130H201ZM202 131V132H203ZM212 131V133H213V130H211ZM228 131V132H227ZM3 132V131H2ZM6 132V131H5ZM4 132V133H5ZM31 132V131H30ZM48 133L50 132V131H47ZM199 132V131H198ZM215 132V131H214ZM8 133H9V131H8ZM34 133V132H33ZM51 133V132H50ZM117 133H118V131H117ZM121 133V132H120ZM216 133V132H215ZM245 133H246V135H245ZM257 133V132H256ZM259 133V132H258ZM10 134H11V132H10ZM10 134H7V132H6V138H5V140H3L2 138H1V140H0V145H1V148L0 149H2L3 151H4V149H5V147H4V145L6 146V144H5V142L4 141H6L9 137H10ZM36 134V133H35ZM52 134V133H51ZM54 134H52V135H54ZM86 134V135H85ZM122 134V133H121ZM163 134H165L164 132H163ZM8 135H9V137H8ZM34 135V134H33ZM56 135L54 136V137H56ZM85 135V136H84ZM171 135V134H170ZM195 135V134H194ZM198 134H196V136H197ZM11 136H12V134H11ZM32 136V135H31ZM51 136V135H50ZM63 136H64V138H65V133L63 134ZM82 136H84V137H82ZM119 135H117V137H118ZM171 136V137H172ZM230 136V137H229ZM27 137V136H26ZM30 137V136H29ZM47 137H49V135L47 136ZM57 137H61V136H58L57 135ZM56 137V138H57ZM115 137H116V135H115ZM116 137V138H117ZM180 137V138H179ZM215 137V136H214ZM11 138V137H10ZM14 138V137H13ZM50 138V137H49ZM59 138H57L56 140H58L59 141ZM120 138V137H119ZM126 138V137H125ZM129 138V137H128ZM133 138V137H132ZM194 138H195V136H194ZM201 138H199V140L201 139ZM213 138V137H212ZM217 138V139H218ZM55 139V138H54ZM62 139V138H61ZM60 139V140H61ZM120 139H122V137L120 138ZM144 139V138H143ZM146 139V138H145ZM216 139V140H217ZM52 140H53V137H52ZM55 140V141H56ZM62 140H64V139H62ZM116 140V139H115ZM122 140H124V138L122 139ZM121 140V142H124V141H122ZM127 140V139H126ZM197 140V139H196ZM199 140H197V141H199ZM255 140H257V139H255ZM26 143H28L29 141H30V138H27L26 140ZM57 141V142H58ZM147 141V140H146ZM208 141V142H207ZM210 141V142H209ZM258 141V140H257ZM142 142H143V140H142ZM56 143V142H55ZM64 143V142H63ZM62 143V144H63ZM148 142H146V144H147ZM206 143H208V144H206ZM237 143H241V144H243L244 146H245V148L247 149V150H245V151H243L241 154H240V156L237 158L236 156H231V157H229V154L231 153V150H232V148H233V146L235 145V144H237ZM53 144H54V141H53ZM58 144H59V142H58ZM68 144H70V143H68ZM67 144V145H68ZM71 144H72V142H71ZM128 144L130 145V141L128 142ZM132 144H135V143H132ZM132 144L130 145V146H132ZM169 144V145H168ZM50 145V144H49ZM119 145H120V143H119ZM148 145V144H147ZM168 145V146H167ZM259 145V146H258ZM261 145V146H260ZM58 146H60V144L58 145ZM62 146V145H61ZM64 146L65 147H67L66 149H69L68 151H69V154L72 152V151H70V146H66L65 145V143H64ZM123 146L125 147V143L123 144ZM123 146H120V148L121 147H123ZM134 146V145H133ZM144 146H145V144H144ZM143 146V147H144ZM195 146V147H194ZM135 147H136V145H135ZM135 147H132V148H135ZM180 149H183L184 148V150L186 149L185 147H190V153H192V156H191V154L189 155L190 157H187V159H188V161L187 162H185L184 160V163H182L183 161H182V159H180L179 160V157L178 156H181V155H177L175 152H174V154H173V151H175V150H179V148ZM206 147H208V146H206ZM260 147L262 148V151L261 150H259L260 149ZM4 148V149H3ZM43 148V150H39L38 151V158H39V160H38V164H39V162H41L39 165L37 164V163H34V164H36V166L34 167L37 171H38V173L39 174H41V175H43V174H45V176L47 175V177L48 178H50L49 177V174H48V172H49V170H48V172H47V168H48V165L45 167V163H46V161H45V159L47 160V158H46V156H45V149H44V147H42ZM61 148V147H60ZM62 148H63V146H62ZM120 148H119V151H121V152H119L118 153V155H116L117 157L115 158H113V160L111 161V159L109 160L108 159V162H107V160H105V161H103L100 157V159L98 160L99 162H101V160H102V162L101 163H99V167H98V170H97V175H98V178H99V182H100V184H104V183H108V181L110 180L111 182L110 183H112V181H113V183L115 184V182H117V183H119L120 182V186H122L123 188H125L126 186L128 187V190L126 189L125 191L126 192H129V191H131V194L132 193H135V192H133L132 190H130V187H129V185H130V174L128 173L129 171L127 170V153L128 152H126L127 150H126V148H121V150H120ZM132 148H129V149H132ZM137 148V147H136ZM148 147H144V149L142 148V146H141V154L143 155L142 157H143V159L141 160V162H139V160H138V164H137V166H135V167H137L136 169L138 170V172H139V174L140 175H142L141 177L139 176V175H137L138 176V178H141L140 179V182H141V192H139V193H137L136 192V194L134 195L137 199H139L140 198V196L142 195L141 193L143 192V191H145L144 189L145 188H150L151 186H149V185H151V184H149L148 182L149 181H147V179L144 177V175L143 174H141V172H142V170H143V164H148L149 163V158H151L150 157V151H151V149L150 150H148L147 149ZM150 148V147H149ZM177 148V149H176ZM198 148V147H197ZM259 148V149H258ZM73 148H71V150H72ZM138 149V148H137ZM1 150V151H2ZM62 150H64V149H62ZM123 150V151H122ZM177 150V152H179L180 154H182V152H180V150L178 151ZM187 150H189L188 148H187ZM2 151V152H3ZM67 150H66V152H68ZM104 151V150H103ZM193 151V152H192ZM200 151V150H199ZM203 151V150H202ZM259 151H260V153H262V154H260L259 153ZM74 152H76V151H74V149H73V154H74ZM189 152V151H188ZM201 152V151H200ZM47 153V152H46ZM98 154V155H97ZM202 154V153H201ZM71 155V154H70ZM97 155V156H96ZM171 155V154H170ZM177 155V156H176ZM195 155V156H194ZM76 156V155H75ZM112 156H114V155H112ZM112 156H110L111 158H112ZM130 156V154H128V157ZM177 157V158H175V157ZM78 157V158H79ZM109 157V158H110ZM41 158V159H40ZM94 158V159H95ZM182 158V157H181ZM86 159V160H87ZM203 159V160H202ZM42 160V161H41ZM260 162H259V161ZM109 161H111V163L109 162ZM43 162V163H42ZM148 162V163H147ZM198 162H200V164L198 163ZM3 163V162H2ZM45 164V165H44ZM136 164V163H135ZM200 166H199V165ZM169 166V165H168ZM171 166V165H170ZM202 167V168H199V167ZM210 166V168H211V174H212V176H211V174L210 173H208L207 172V168ZM50 169V168H49ZM97 169V168H96ZM171 169V168H170ZM137 170H136V172H137ZM167 171H168V169H167ZM59 173H60V175L59 176H62L61 175V172L60 171H58ZM58 172H57V174H58ZM63 172V171H62ZM136 172H135V175H136ZM137 172V173H138ZM166 173V174H165ZM56 174V173H55ZM129 174V175H128ZM51 175V174H50ZM64 175H66V174H64ZM129 176V177H128ZM159 176V177H160ZM168 176V175H167ZM58 177V176H57ZM64 176H62V178H63ZM47 178V179H48ZM61 177H59V179H60ZM62 178H61V180L59 181L58 179V182L60 183H63L64 181H65V179H64V181H62ZM129 178V179H128ZM212 178L214 179V180H217V183H215L216 184V187H215V185H210V184H208V180L209 179H211L212 180ZM196 179H200V181H202V184L199 186V187H196L195 185H196V182H195V180ZM49 180V179H48ZM47 180V181H48ZM50 180H52L51 178H50ZM49 180V181H50ZM129 180V181H128ZM166 180V181H165ZM213 180V181H214ZM197 181H199V180H197ZM51 182L52 181H50V183L49 182H47V183H49V185L48 186H52L51 185ZM129 182V183H128ZM165 182H167V183H169V184H167V183H165ZM3 184H5L4 182H2ZM46 183V184H47ZM60 183V184H61ZM65 183V182H64ZM70 183V182H69ZM68 183V184H69ZM173 183H175V182H173ZM210 183V182H209ZM229 183V184H228ZM1 184V183H0ZM2 184V185H3ZM129 184V185H128ZM228 185H231L230 187L228 186ZM60 186V185H59ZM140 186V185H139ZM148 186V187H147ZM214 186V187H213ZM4 187H7V186H4ZM68 187H69V185H68ZM3 189V188H2ZM1 189V191H3ZM6 189V188H5ZM49 189H51V188H49ZM229 189V190H230ZM60 190V189H59ZM143 190V191H142ZM180 190V191H179ZM138 191V190H137ZM139 191H140V189H139ZM151 191V190H150ZM150 191H148V192H150ZM176 191V192H175ZM177 191H179V192H177ZM7 191L5 190L4 191V193H6ZM63 192V191H62ZM61 193V192H60ZM130 193V192H129ZM1 195H3V192H2V194ZM177 196H179L178 198H175V197H177ZM134 197V198H135ZM142 197V196H141ZM28 198V197H27ZM215 198V199H214ZM233 198V197H232ZM23 199V198H22ZM33 198L31 197H29V199H27L26 201H24V203H25V205H27V204H29L30 202H34L35 204H37L36 203V200L34 199V201L32 200ZM136 199V200H137ZM207 200V201H206ZM184 202V204L183 205H185V203H187V204H189L190 205V207H188L189 205H186V206H184L183 208H181L182 206H179V202ZM257 201H258V199H257ZM260 201V200H259ZM258 201V202H259ZM20 202V201H19ZM194 202V203H193ZM215 202H216V200H215ZM232 202V201H231ZM248 202V201H247ZM20 203H23L22 201L20 202ZM23 203V204H24ZM161 203V202H160ZM217 203V202H216ZM261 203H264V201H261ZM31 204V203H30ZM56 204L59 206V204H58V202H56ZM98 204H101V202L100 203H98ZM103 204V203H102ZM102 204L100 205V206H102ZM136 203H134V205H135ZM122 205V204H121ZM121 205H119L118 207H117V205H112V206H110V207H106V205H104L103 204V206H105L106 208H103V209H106V210H102L101 211V213H102V215H101V213H99V212H96V214L97 213H99L100 214V217H99V219H97V221L96 220H94L93 219V217H94V215H93V213H91L92 215H89L88 214V219H86L85 221L87 222L86 223V225L85 224H82L83 226L85 225L86 227H87V225H89V223L90 222H96V224H95V226H96V229L98 228V230H96V233H95V235L93 234V236H96V235H98L99 233H100V229L102 230V228H104V226H105V224H106V222H113V223H111L112 224V227L113 228H115V230L117 229V232L116 233H119V231L118 230H120V231H122V230H125L126 231V229H128V228H130L131 227V225L132 224H139V227L141 226V227H145L146 228V226H145V224L143 225L142 223L144 222L143 221V216H142V214L140 213V214H136V215H134V216H132V213L131 214H129V211H123L122 209H119V207L121 206ZM218 205V204H217ZM237 205V204H236ZM21 206V205H20ZM28 206V205H27ZM41 206V205H40ZM168 206V207H167ZM36 207H37V205H36ZM122 207V206H121ZM131 207V206H130ZM129 207V208H130ZM219 207H217V208H219ZM247 207V208H246ZM50 208H51V210H49V212H50V214L49 215H54V216H56V214H57V217L59 218L60 216H59V214H60V212H62V210L60 211V209H58V208H56V205H52L51 204V206H50ZM99 208V207H98ZM101 208V207H100ZM99 208V209H100ZM123 208V207H122ZM221 208H220V210H221ZM109 209V210H108ZM176 209V210H175ZM190 209H191V211H190ZM225 209V208H224ZM224 209H223V211H224ZM25 210V209H24ZM59 210V211H58ZM226 210V209H225ZM247 210V212L245 213V211ZM72 211V210H71ZM23 212V211H22ZM66 212V211H65ZM64 212V214H66ZM68 212V211H67ZM48 213V212H47ZM72 213V212H71ZM166 213V212H165ZM176 213V212H175ZM249 213V212H248ZM63 213H61L60 215H62ZM63 214V215H64ZM70 214V213H69ZM69 214H67L65 217L68 219V224H66V225H64L66 222H67V219L66 218H64L65 220H64V222L65 223H61V221L60 220H62L61 219V217L59 218V220H58V222H55L56 223V230L58 229V231L60 232L61 231V233H58V234H60L61 236H63V235H65V236H63L62 238H63V240L65 239V237L66 238H68L69 239V234H70V230H72V229H76L77 227V223H76V221H73L74 219L72 218V215H69ZM48 215V214H47ZM166 215V214H165ZM170 215V214H169ZM191 215V214H190ZM213 214H211V216H212ZM215 215V214H214ZM63 216V217H64ZM68 216V217H67ZM87 216V215H86ZM89 216H92V217H89ZM96 217H97V215H95ZM102 216V217H101ZM247 216H249V214L247 215ZM46 217H50V216H46ZM56 217V218H57ZM73 217H74V215H73ZM96 217H94L95 219H96ZM171 217H169L170 219H168V220H171ZM57 218V219H58ZM163 218V217H162ZM161 218V219H162ZM168 218V217H167ZM167 218L165 217V220H167ZM206 218V217H205ZM51 219V218H50ZM55 219V218H54ZM94 221H93V220ZM114 219V221H110V220H113ZM159 220V221H163V220ZM209 219V218H208ZM47 220V219H46ZM49 220V219H48ZM165 220L163 221L164 223H165ZM214 221V222H212V223H214V224H212L211 223V221ZM233 220L236 222H234L233 223ZM55 221H56V219H55ZM85 221H83V222H85ZM134 221H136V222H134ZM143 221V222H142ZM157 221V220H156ZM51 222V221H50ZM83 222H81V223H83ZM134 222V223H133ZM168 222V221H167ZM167 222H166V224H167ZM210 222V223H209ZM215 222H216V224H215ZM195 223V222H194ZM199 223V221H197L196 222V224H200ZM230 223L231 224H236L235 226H231L230 225ZM239 225H238V224ZM259 223V222H258ZM258 223H256V225H254V229H255V227H257L258 228V226L257 225H259ZM94 224V223H93ZM131 224V225H130ZM186 224H188V223H186ZM193 224V223H192ZM247 224V225H246ZM260 224H261V222H260ZM262 224H264V223H262ZM262 224L260 225V227L259 228H264V226H262ZM90 225H91V227H92V224L90 223ZM108 225V224H107ZM157 225V229H159L158 228V225H159V227H162L163 228V226H161L159 223H157L156 224ZM184 225V224H183ZM189 225H190V223H189ZM111 226V225H110ZM193 226V227H194ZM214 226H216L217 228L215 229V227ZM221 226V227H222ZM243 226H244V224H243ZM55 227V226H54ZM65 227V228H64ZM67 227V228H66ZM86 227H84V229H86ZM94 227V226H93ZM187 227H188V225H187ZM192 227V226H191ZM235 227V228H234ZM137 228V227H136ZM220 228V227H219ZM256 228V229H257ZM259 228L257 229V230H259ZM53 229H55V228H53ZM94 229V228H93ZM93 229H92V231H93ZM105 229V228H104ZM164 229V228H163ZM162 229V230H163ZM214 229V230H213ZM236 229V230H235ZM64 232H63V231ZM68 230V231H67ZM77 230V229H76ZM90 229H88V231H89ZM106 230V229H105ZM235 230V231H234ZM245 232H244V231ZM261 230V229H260ZM262 230H264V229H262ZM57 231V232H58ZM85 231H87V230H85ZM97 231L99 232V233H97ZM104 231V230H103ZM108 231V230H107ZM128 231V230H127ZM165 231V230H164ZM192 231V230H191ZM191 231H189V232H191ZM52 232V231H51ZM56 232V231H55ZM124 232V231H123ZM262 232H264V231H262ZM64 233V234H63ZM88 233L89 232H87V234H83V235H85V237H84V240H86L87 241V239H89L90 237H89V235H88ZM91 233V232H90ZM193 233H194V231H193ZM195 233H196V230H195ZM259 233V232H258ZM53 234H54V232H53ZM106 234V236L105 237H107V235H108V233L106 232L105 233ZM120 234H122L121 232H120ZM191 234V233H190ZM199 233H197L196 235H198ZM252 234V233H251ZM57 235V234H56ZM100 235V234H99ZM113 235H115L116 236V234H114L113 233ZM39 236V235H38ZM109 236V235H108ZM114 236V239L117 237H115ZM258 236V235H257ZM261 236V235H260ZM59 237V236H58ZM98 237V236H97ZM193 237H198L196 240H200V236L198 235V236H193ZM250 237V236H249ZM253 236H251V238H252ZM119 238V237H118ZM47 239V238H46ZM50 239V238H49ZM61 239V238H60ZM94 239V238H93ZM93 239H91V240H93ZM98 239H100V240H98L97 241V243L99 244V241L100 242H102L103 241V239H104V243L106 244V246H107V243H108V241H106L105 242V240H107L108 238H103L102 240H101V238H99L98 237ZM209 239V238H208ZM212 239V238H211ZM52 239H50V241H51ZM66 240V239H65ZM83 240V239H82ZM202 240V239H201ZM210 240V239H209ZM250 241L249 243L252 245H250V247H249V249L247 248V250H246V244L245 243H248V242H245V241ZM252 240H253V238H252ZM254 240H256V239H254ZM53 241V240H52ZM67 241V240H66ZM69 241V240H68ZM61 242H63L62 240H61ZM60 241H59V243H61ZM71 242V241H70ZM76 241H72V243H69V242H63L62 243V245L63 244H65L64 245V247L62 246L61 248L62 249H60L62 252H64L65 251V253L64 254H68V253H70L71 251H72V249H73V246H74V243H75ZM83 242H85V241H83ZM94 242H96V241H94ZM198 242V241H197ZM204 242H202V243H204ZM207 242V241H206ZM260 242V241H259ZM259 242L257 243V244H259ZM48 243V242H47ZM49 243H51V242H49ZM53 243V242H52ZM77 243V242H76ZM159 243V242H158ZM195 243H196V241H195ZM202 243H201V245H202ZM208 243V242H207ZM219 243V242H218ZM227 243H228V241H227ZM261 243V242H260ZM78 244H80L79 242H78ZM95 244V243H94ZM93 244V245H94ZM94 245V246H96V248L99 246L100 247V245L101 246H103L102 244H99V245ZM143 244V246L141 247V246H139V245H137L138 247H136L135 246V261H137L138 262V264H147L148 262V260L150 259L148 256L150 255L149 254V252H150V250H151V248L150 247H152V246H149V247H147V248H145V246H144V244L145 243H142ZM156 244V243H155ZM205 244V243H204ZM209 244V243H208ZM207 244V245H208ZM51 245H53V244H51ZM141 245V244H140ZM145 245H147V244H145ZM207 245H205V246H207ZM220 244H218V246H219ZM249 245V244H248ZM2 246V245H1ZM75 246H76V244H75ZM79 246V245H78ZM93 246V247H94ZM105 246V247H106ZM156 246V248H154ZM203 246V245H202ZM209 246H210V244L207 246L208 248H209ZM215 245H211L210 246V251L212 250H214L215 249V247H214ZM220 246H222L223 248L226 246H224L222 243H221V245ZM258 246V245H257ZM3 247H6V246H3ZM1 248L2 250L4 249V248ZM80 247V246H79ZM89 247H91V245L89 246ZM92 247V248H93ZM104 247V246H103ZM127 247V246H126ZM204 247V246H203ZM10 249H12V251H13V248H11V247H9ZM9 248H8V251L6 250H4L5 252L3 253V252H1V257H0V264H10V261H13L12 259L15 257V256H13L12 254H11V252H9ZM55 248H56V246H55ZM60 248V247H59ZM92 248H90L91 250H92ZM107 248V247H106ZM154 250H155V252H156V249L157 248H159L158 250L160 251L162 248L163 249H167L166 250V252L167 251H169V249H170V251H171V248H173L172 247V242H171V238H170V240H168V239H166V237H165V240L163 241V242H160V244H158V245H153V247H152ZM254 248V250L256 249V246H254L253 247ZM53 249V248H52ZM128 249H129V251H130V249L131 248H129V246H128ZM128 249L126 248V252L128 253L129 251H128ZM153 249H152V251H153ZM222 249V248H221ZM237 249H238V252H237ZM50 250H51V247H50ZM54 250H56V252H57V248L56 249H54ZM54 250H51L55 255L57 254V253H55V251ZM59 250V251H60ZM79 250V249H78ZM91 250L90 251H88V252H91ZM94 250H96L95 248H93V250L92 251H94ZM107 250H109V249H107ZM112 250V249H111ZM115 252H111L110 250L108 251V255H109V257H110V259H109V257H108V260H109V262L110 261H113V263H114V261L116 260V259H120L119 261V263H117V264H129L130 263V258H129V256L130 255H128L126 252H123V250H122V252L121 253H119V252H116L117 250H115V249H113ZM132 250V249H131ZM165 250H163V251H161V254L165 251ZM254 250H252L250 253H252V255L250 254V256H252L253 257V259H252V257H251V259L252 260H254L255 258H259V256L258 257H256V255H258V254H256L255 255V257H254V252L256 251H254ZM125 251V250H124ZM133 251V250H132ZM211 251V252H212ZM247 251V252H246ZM254 251V252H253ZM73 252H75V251H73ZM77 252V251H76ZM226 252H228V251H226ZM228 252V253H229ZM246 252V253H245ZM81 253H82V251H81ZM158 253H160V252H158ZM158 253H155V255H157ZM165 253V252H164ZM228 253H226V254H228ZM259 254H260V252H258ZM50 255H52L51 253H49ZM73 254V253H72ZM90 254V253H89ZM88 254V255H89ZM146 254H148V255H146ZM248 254V253H247ZM27 255V254H26ZM63 255V254H62ZM87 255V254H86ZM105 255H106V253H105ZM159 255V254H158ZM157 255V256H158ZM223 255H224V253H223ZM57 256V255H56ZM65 256V255H64ZM77 256V255H76ZM151 256V255H150ZM226 256V255H225ZM224 256V257H225ZM229 255H227L226 256V258L228 257ZM51 257V256H50ZM49 257V258H50ZM53 257V256H52ZM75 257V256H74ZM73 257V258H74ZM78 257V256H77ZM86 257H88V256H86ZM95 257V256H94ZM98 257V256H97ZM54 259H55V257H53ZM68 258V257H67ZM89 258H92V256L90 257H88V259ZM111 258H112V260H111ZM153 258V257H152ZM157 258V257H156ZM165 258L167 259V258H169V257H167V254H166V256H162V257H160V258H158L155 262H154V260L152 261V259H150V261H149V263L150 264H165L164 262H165ZM189 258V257H188ZM187 258V259H188ZM222 258H223V256H222ZM34 259V258H33ZM51 259V258H50ZM54 259H53V261H54ZM75 259V258H74ZM101 259V258H100ZM192 259V258H191ZM190 259V260H191ZM27 260H28V263H29V258L27 257ZM107 260V261H108ZM168 260V259H167ZM189 260V259H188ZM196 260V259H195ZM31 261V260H30ZM51 261H52V259L50 260V261H48L50 264H51ZM53 261H52V263H53ZM90 260H88V264H92L91 263V261L89 262ZM92 261H94V260H92ZM102 262H101V264H104V262H103V260H101ZM225 261V260H224ZM33 262H35V261H33ZM75 262V261H74ZM95 262V264H97V262H98V259L96 260V261H94ZM191 262V261H190ZM192 262H193V260H192ZM195 262V261H194ZM193 262V263H194ZM32 263V262H31ZM115 263H116V261H115ZM148 263V264H149ZM54 264V263H53ZM100 264V263H99Z\"/></svg>",
  "mask_w": 264,
  "mask_h": 264
},
{
  "label": "clouds",
  "instance_id": "clouds-1",
  "mask_svg": "<svg viewBox=\"0 0 264 264\" xmlns=\"http://www.w3.org/2000/svg\"><path fill=\"white\" fill-rule=\"evenodd\" d=\"M33 2L35 5L31 13L33 32L36 25H40L42 29L50 28L48 47L32 40L30 38L32 33H28L23 39L4 41L2 50L19 53L21 47L27 48L34 44L33 54L39 51L42 57L49 61L63 63L68 68L79 65L83 60L85 32L89 33L88 37L99 44L113 46L118 43L119 37L126 35L133 27L152 25L161 16L174 9L194 10L198 6L196 0H139L141 6L132 9L126 6L130 0H88L89 3L98 2L101 7L99 12L82 17V31L79 25H65L62 16L45 11L42 7L43 0H33ZM75 2L80 3L81 0H75ZM31 73V64L16 61L14 57L10 60H0V81H14L18 77L29 76ZM245 150L247 149L243 144L237 143L233 146L229 157L236 156L238 158ZM260 161L261 163L256 169V177L260 181V186L251 198L254 202L257 199L264 201V159H260ZM250 216L252 220L253 214L250 213ZM226 245L231 251L230 242ZM224 264H241V261L233 253L225 259Z\"/></svg>",
  "mask_w": 264,
  "mask_h": 264
}]
</instances>
